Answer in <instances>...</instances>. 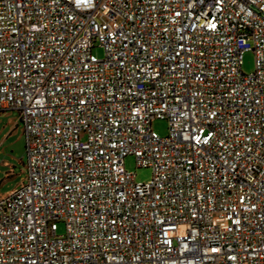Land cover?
I'll use <instances>...</instances> for the list:
<instances>
[{
  "label": "built area",
  "instance_id": "obj_1",
  "mask_svg": "<svg viewBox=\"0 0 264 264\" xmlns=\"http://www.w3.org/2000/svg\"><path fill=\"white\" fill-rule=\"evenodd\" d=\"M8 111L0 264H264V0H0Z\"/></svg>",
  "mask_w": 264,
  "mask_h": 264
},
{
  "label": "rangeland",
  "instance_id": "obj_2",
  "mask_svg": "<svg viewBox=\"0 0 264 264\" xmlns=\"http://www.w3.org/2000/svg\"><path fill=\"white\" fill-rule=\"evenodd\" d=\"M93 53L99 58L105 55L101 47L94 48ZM242 70L244 73H251L254 70L253 52L248 51L244 54ZM152 128L162 137L168 134V124L164 119L154 120ZM26 164V139L23 123L14 111L0 112V194L12 191L26 180ZM125 166L139 182H146L152 178V170L137 167L133 156L125 158ZM64 232V224L59 223L58 234Z\"/></svg>",
  "mask_w": 264,
  "mask_h": 264
},
{
  "label": "crops",
  "instance_id": "obj_3",
  "mask_svg": "<svg viewBox=\"0 0 264 264\" xmlns=\"http://www.w3.org/2000/svg\"><path fill=\"white\" fill-rule=\"evenodd\" d=\"M7 194V193H6ZM3 195H5V194H0V196H3Z\"/></svg>",
  "mask_w": 264,
  "mask_h": 264
}]
</instances>
